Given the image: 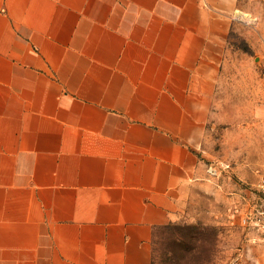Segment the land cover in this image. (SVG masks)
Masks as SVG:
<instances>
[{
	"label": "crops",
	"instance_id": "0c3cea01",
	"mask_svg": "<svg viewBox=\"0 0 264 264\" xmlns=\"http://www.w3.org/2000/svg\"><path fill=\"white\" fill-rule=\"evenodd\" d=\"M210 3L0 0V264L152 263L205 172Z\"/></svg>",
	"mask_w": 264,
	"mask_h": 264
},
{
	"label": "rangeland",
	"instance_id": "374dc122",
	"mask_svg": "<svg viewBox=\"0 0 264 264\" xmlns=\"http://www.w3.org/2000/svg\"><path fill=\"white\" fill-rule=\"evenodd\" d=\"M222 1V11L210 3L228 29L202 108L197 155L205 172L173 223L196 248L181 264H264V236L244 223L260 202L264 174V0Z\"/></svg>",
	"mask_w": 264,
	"mask_h": 264
},
{
	"label": "trees",
	"instance_id": "16d2710c",
	"mask_svg": "<svg viewBox=\"0 0 264 264\" xmlns=\"http://www.w3.org/2000/svg\"><path fill=\"white\" fill-rule=\"evenodd\" d=\"M164 232L169 236L164 238ZM194 242L181 232V226L173 222L156 227L153 238L151 264H181L189 262L195 253Z\"/></svg>",
	"mask_w": 264,
	"mask_h": 264
},
{
	"label": "built area",
	"instance_id": "2783aa9c",
	"mask_svg": "<svg viewBox=\"0 0 264 264\" xmlns=\"http://www.w3.org/2000/svg\"><path fill=\"white\" fill-rule=\"evenodd\" d=\"M257 189L261 195L260 202L251 215L244 217V223H249L251 227L261 232L264 236V174L261 176Z\"/></svg>",
	"mask_w": 264,
	"mask_h": 264
}]
</instances>
